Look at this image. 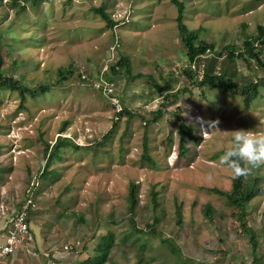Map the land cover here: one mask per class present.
Segmentation results:
<instances>
[{
	"label": "rangeland",
	"instance_id": "obj_1",
	"mask_svg": "<svg viewBox=\"0 0 264 264\" xmlns=\"http://www.w3.org/2000/svg\"><path fill=\"white\" fill-rule=\"evenodd\" d=\"M11 1L0 0L1 72L35 88L52 85L59 69L71 66L73 71L43 95L33 91L22 98L17 92L0 91V224L10 223L31 189L34 203L29 227L35 255L17 252L9 258L11 264H86L107 230L114 233L115 242L134 237L127 221L131 182L138 199L136 225L143 228L150 222L154 189L160 230L177 249L172 255L167 243L148 240L145 253L152 264L249 263L252 247L235 229L234 209L211 189L231 188L234 175L219 157L232 131L264 135V75L252 60L246 65L237 59L234 65L224 64L234 69L235 84L244 95L216 87L198 89L195 81L212 57L219 60L215 71H221L224 56L219 53L225 46L239 47L244 35L264 27V0H177L184 5L188 30L198 31L205 43L214 45V51L193 67L186 59L171 0H38L35 7L18 0L26 8L16 17ZM100 6L118 22L115 28L91 11ZM120 56L128 57L134 77L123 72L114 81L115 93L132 117L116 114L109 98L94 88L102 70ZM190 66L196 67L194 82L182 72ZM186 87L191 93L164 101L166 90L176 94ZM158 109L161 117L145 126ZM115 122L112 134L102 140ZM180 122L192 127L194 137H184L187 151L182 157ZM144 135L155 167L141 158ZM58 136L71 144L49 150L41 164L45 144L51 146ZM255 178L259 192L248 205V223L264 264V163L250 168L244 179ZM207 204L217 212L215 224L202 215ZM177 205L180 225L175 221ZM72 214L84 222L73 223ZM47 254L50 258L45 259ZM115 261L105 264H135L134 254Z\"/></svg>",
	"mask_w": 264,
	"mask_h": 264
},
{
	"label": "trees",
	"instance_id": "obj_2",
	"mask_svg": "<svg viewBox=\"0 0 264 264\" xmlns=\"http://www.w3.org/2000/svg\"><path fill=\"white\" fill-rule=\"evenodd\" d=\"M30 2L31 7H35L38 5V0H28ZM108 0H104L103 2H106ZM172 3L176 6L177 15L175 18L177 31L179 33L180 40L183 44V46L186 49V59L188 61V64L192 66L194 62L197 60H200V58L206 57L209 53H212L214 51V45L205 43L199 36L198 31H189L188 28L183 23V14H184V5L182 2L177 0H171ZM261 1V0H260ZM18 0H12L11 1V8L14 10V16L20 15L22 12L25 11V6L20 5L18 3ZM91 11L97 15L102 21L106 23V25L113 29L117 26L118 22L114 21L110 15L106 12V9L104 6H100L97 8H91ZM243 28H245L244 25H242ZM264 27L261 25H258L256 27V32L254 35H244L242 37V41L240 43V46L237 47L235 44L227 45L223 48L222 52L224 54L222 55L219 53V57L224 56V61L220 62L223 66H221V71L216 72V64L219 63L218 58H210L209 62H206L203 65V71H202V77L200 80H196L195 77L197 76L193 72L196 67L194 66V69L187 68L184 69L182 72L187 75L186 77L194 82L195 86L198 89H203L206 87H216L223 91L224 93H230V94H240L244 95V93H241V89L235 84L234 81V69L231 67V70L227 68V65L225 64H231L234 65L235 61L237 59H242L246 62V65L249 64V60H252L256 63V66L260 68L264 75ZM225 63V64H224ZM0 69H1V60H0ZM68 70L59 69L57 72V80L52 85H39L35 88H30L25 86L20 79H14L12 76L4 75L0 70V91L1 90H8L10 92H17L22 98L24 97V94L31 95L33 91H36L40 93L41 95L45 94L49 91L51 86H56L64 79H69V77L73 76V71L71 66L67 67ZM125 72L127 73V76L129 79H133L134 76H132L130 72V61L128 57L120 56L113 64H111L106 74V79L110 82H114L116 79H118L121 74ZM141 75H137V77H140ZM261 85L264 88V76L260 78ZM166 90L163 98L166 102L167 99H169L172 96H177L180 93L189 92L191 93L190 89H182L177 91L176 94H170ZM165 108V105H161V109ZM161 109H158L156 112L152 114V117L150 120H148L145 124V126L150 125L154 122H156L161 117ZM123 112L128 116L132 117L130 112L123 110L118 113V115L123 114ZM116 126V122L113 123L109 131L102 137V140L107 139L109 135L112 134L114 128ZM65 125L63 124L62 130H64ZM62 131L59 132V134ZM179 143H178V156L182 157L185 155L187 149L184 146V137L188 136L190 139L194 141V137L192 135V127L190 125H186L183 122H180L179 127ZM70 142L67 138H62L58 136V138L55 140V142L49 146L47 143L45 144L43 148V155L41 159V164L46 160L47 154L50 150V152H53L54 150H58L61 148V146L66 143ZM71 144V142H70ZM75 149L79 148L77 145H72ZM141 158L143 161L147 163L150 167H155V163L149 156V147H148V138L146 135L143 137L142 141V154ZM242 166H244L242 164ZM44 175L48 174V172L45 170L43 172ZM248 175H241V176H233L232 182H231V188L229 191H221L217 188H212L211 192L222 197L225 199L226 203L234 209L233 217H234V224L235 229L237 232H239L242 235H245L248 237V241L252 247V257L251 261L249 263L240 262V264H263L262 262V256L258 255L256 253L257 248V240H256V234L254 231L251 230L249 226L248 221V205L251 202L252 199L256 197V195L259 192V183L258 179L255 178L252 180V182L245 180L244 178ZM250 178V177H249ZM29 192L25 195V198L21 200V202L16 206L17 212L19 211L21 205L25 202L26 198L31 195ZM138 199H137V193H136V185L134 183H129L128 189H127V211H128V217L127 221L131 227V230L135 233L134 237L126 236L123 239L119 238L118 242H115V235L111 230H107L105 235L102 236L95 249H94V256L88 257L85 261L86 264H105L107 261L116 263L115 258L119 256V258H126L129 256L130 253L134 254L135 258V264H152L151 260L147 257L145 250L147 249V241L157 239L161 243H167L170 246V251L172 255L176 254L177 249L175 246V243L170 239H164V235L162 231L160 230V223L162 220V217L157 213V210L160 207L159 201H158V193L151 189L150 191V209H151V220L149 223H146L143 228H139L136 225L135 222V215H136V205H137ZM175 221L177 225H180L182 222V214L180 210V205H177L175 207ZM32 214V211H29L27 221L29 222V218ZM202 215L204 219L210 223L215 224L217 212L214 210V208L211 205H205L202 210ZM73 216V223L77 222H84V218H76L75 214H72ZM111 223V221H110ZM91 238H94L92 236ZM84 248V247H83ZM85 249V248H84ZM51 254H47V256H44L45 259L50 258Z\"/></svg>",
	"mask_w": 264,
	"mask_h": 264
},
{
	"label": "built area",
	"instance_id": "obj_3",
	"mask_svg": "<svg viewBox=\"0 0 264 264\" xmlns=\"http://www.w3.org/2000/svg\"><path fill=\"white\" fill-rule=\"evenodd\" d=\"M125 22H128V18H126ZM107 68L102 70L99 81L94 85V88L101 90V92L109 98L115 113L118 114L122 111V108L115 93L114 82H110L105 78ZM33 209L34 203L31 194L21 205L19 211L13 217L9 225L0 232V264H11L9 258L17 252H26L30 255H35L33 250V234L30 230L29 222L27 221L29 211H33ZM64 249L66 250L67 247L65 246ZM50 264H54V262Z\"/></svg>",
	"mask_w": 264,
	"mask_h": 264
},
{
	"label": "clouds",
	"instance_id": "obj_4",
	"mask_svg": "<svg viewBox=\"0 0 264 264\" xmlns=\"http://www.w3.org/2000/svg\"><path fill=\"white\" fill-rule=\"evenodd\" d=\"M219 162L229 168L234 176L247 174L250 168L264 163V135L245 130L232 131L231 140L220 155Z\"/></svg>",
	"mask_w": 264,
	"mask_h": 264
},
{
	"label": "crops",
	"instance_id": "obj_5",
	"mask_svg": "<svg viewBox=\"0 0 264 264\" xmlns=\"http://www.w3.org/2000/svg\"><path fill=\"white\" fill-rule=\"evenodd\" d=\"M193 66V65H192ZM15 216V215H14ZM12 219H13V217H12ZM11 219V220H12ZM11 222V221H10ZM9 224H0V232H2L7 226H8ZM17 255V254H16ZM15 255V256H16Z\"/></svg>",
	"mask_w": 264,
	"mask_h": 264
}]
</instances>
